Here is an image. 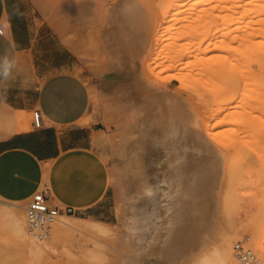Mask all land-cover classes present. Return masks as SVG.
<instances>
[{
  "label": "rangeland",
  "instance_id": "1",
  "mask_svg": "<svg viewBox=\"0 0 264 264\" xmlns=\"http://www.w3.org/2000/svg\"><path fill=\"white\" fill-rule=\"evenodd\" d=\"M77 1L35 0L41 28L44 31L57 34L91 72V100L83 124L92 130L94 151L107 167L109 182L113 187V194L117 203L118 220L114 224L105 225L77 219L71 215H63L60 219L63 217L71 219L74 224L84 226L88 230L87 233H64L61 239L57 240L55 251L47 250L42 256H33L24 248L23 242L19 239L17 228V224H20L21 221L25 220L24 224L26 225V206L28 202L12 203L0 198V264H204L201 262L202 257H205V255L211 263L216 264L219 261L218 257H220L223 241L226 238L232 240L231 264H233L234 245L245 237L250 238L251 248L264 261V243L262 241L264 236V157L258 155L264 153L260 151L264 149L262 147L264 145V124L263 127H261V124V128L252 125L255 128L252 127V130L260 139H263V144L259 138L255 139L256 136L254 137L251 134H254L251 130L250 136L254 137H252L253 143L248 142L246 139L247 145L245 143L232 148L224 147V149L222 146L216 145L213 140L211 141V147L219 155V159L214 179L210 175L207 179L208 182H212L213 191L210 202L207 204L208 209L205 212L203 211L201 215L200 235L197 239V245L195 243L183 255H178L176 252L170 253L169 260L164 259V261L161 259V254H157L156 251L148 252L149 241H152L153 233L158 231L161 234H155L154 243L151 242L154 245L155 242H161L164 239L163 235L167 233L168 221L165 213L169 203H172L168 198H165V193L168 190L165 183L168 168L159 149L151 145L150 142L148 144L146 138L142 137L143 128L146 124L142 108L144 104H137L130 100L129 87L131 85L128 83V80L132 77L130 66L126 61L121 66L119 58L113 55L110 45L104 37V32L109 25L105 18L109 9L119 8V2L127 3L130 17L134 14L135 18L139 19L140 27L144 31H148L152 37L151 40L155 45L153 46L155 49L158 43L159 46L156 52L161 50L163 53V55H160L161 52L158 51L161 58L159 56L155 58V52H153L152 60L146 61L144 65L146 68H143L144 73L146 76L152 75L155 73L151 69L153 66L150 67L153 58L160 59V63L166 61L167 63L161 64L162 67L168 64L169 59L167 57L169 53L167 51L170 48L172 49L170 46L172 42L178 43L179 39L182 44L185 41H192L191 44L185 45L187 47L193 45L196 48V43L201 42L207 36L213 39L212 35H214V40H220L225 33L224 31L229 28L228 24L232 23L228 20L233 17L242 19V14L239 13L243 12L241 9L243 8L242 5L245 4V0H228L229 2H225V0H222V2L220 0H107L106 3L103 0H96V18L90 21L82 20L81 17L85 14L79 10L77 4L88 3L91 16H94L93 3L88 0L78 3ZM234 4L241 7L237 8ZM203 9L207 12L205 15ZM230 11L234 14H230ZM210 13H214L212 14L214 16H211L213 19L209 18ZM228 14L233 17H228ZM88 15L90 16V13ZM224 16L228 20H225ZM179 18H182L181 21ZM193 18L194 20L196 18L198 22L200 21V24L195 21L190 22ZM208 18L216 24L211 23ZM234 18L235 23L238 24L241 21L239 23L244 24L243 20L238 19L236 22V18ZM201 21L205 24L203 25ZM224 21H228V23L225 24ZM185 23L186 25L191 23V27H189L190 25H184ZM221 23L225 29H223ZM235 23L233 22L232 25L236 26ZM194 24L195 27L192 26ZM243 24L238 26H241L242 29ZM197 25L200 29L203 28L201 31L204 32V35L208 34L205 35L204 39H202L203 32L198 31L199 34H197ZM206 25H208V28ZM178 26H182V28ZM203 26H206V30ZM234 26L232 27L236 28ZM208 29L209 31H207ZM242 30L239 32H242ZM177 31L186 34L187 37L183 36V33L180 36L186 38V40L183 38V41L182 38H178L181 33L178 35ZM219 34H222L221 38ZM175 35H178L176 41L173 40ZM200 35L202 36L199 38ZM169 37H173L172 41ZM193 37L197 38L193 39ZM226 37L227 35L222 39L227 40ZM215 54L221 55V57L225 56L224 51H215L213 55ZM155 59L154 65L157 62ZM191 59L193 63L191 62L192 65L189 66L187 63L191 64L189 63ZM194 59V57H185L184 64L181 67L193 68ZM217 62L220 61L217 60ZM158 63L159 61L155 67ZM159 66L156 67V71L159 70L158 72L161 74L158 72L157 74L161 76L156 78L157 80L164 77L166 78H163L165 82L168 80L167 77L174 76L173 71L165 70L167 68L164 69L166 72H160L162 67L159 68ZM171 72H173V75H171ZM240 72L237 68L235 75L241 76ZM157 74L155 73L153 76L157 77ZM172 86L171 89L175 94L177 91L178 93L184 92L185 97H188L185 102L191 117L201 129V134L208 138L206 120L209 117L206 118L205 115L198 112L199 109L196 104L198 102L202 103L198 95L192 94V96V91L185 88L183 91L179 82ZM178 86L181 88L180 90H178ZM233 128L235 127L233 126ZM251 137H248V140H251ZM256 142L257 145L254 144ZM258 143H261L262 146H259ZM251 144H254V149ZM236 149L240 152V157L231 161L227 153ZM259 151L261 153H257ZM24 224L23 226L27 230V225ZM95 224L101 225L105 231L95 230ZM51 236L48 241H50ZM162 236L163 238H161ZM137 248L141 249L143 254L139 258L136 255Z\"/></svg>",
  "mask_w": 264,
  "mask_h": 264
},
{
  "label": "bare ground",
  "instance_id": "2",
  "mask_svg": "<svg viewBox=\"0 0 264 264\" xmlns=\"http://www.w3.org/2000/svg\"><path fill=\"white\" fill-rule=\"evenodd\" d=\"M220 1L222 2V0ZM225 2L229 1L225 0ZM244 3L245 4L242 5L243 8L241 9L244 13H239L242 14V19H240V17H235L236 22L238 19L244 21V24L242 23L243 30L241 29V26H238L242 25L240 24L241 21L237 24L233 21V16H229L228 14V17H233L230 20L224 16V18H226L225 20L236 24V26L232 25V23H229V26L225 25L229 27L227 28L228 31L226 29V31H224L225 33H222L223 36L222 34H219L220 38L221 36L223 38L227 35V40L225 38L214 40V35H212V39L207 36L208 34H205L208 37L207 38L204 35V32L201 31L203 28L200 29L198 27L200 21H196L197 17L195 20L194 18L190 20V22L195 21L199 23L196 28L197 34H199L198 31L203 32L202 39H204V37L206 38L201 40V42L199 41V44L196 43V48L193 45L187 47L192 41H185L187 42L183 43L184 45L187 44L185 46L182 42H179L180 39L178 43L172 42L171 45L169 43L172 49L170 48V50L167 51L169 53H167L169 62L167 65L165 64L166 66L163 65L164 68L161 64H164L166 61L160 63V59H155L156 56L161 58L160 55H163L161 50H158L161 52L160 55H158V51L156 52L157 47L159 46L158 43L156 44L157 47L155 49V47H153L155 45H153L151 40L152 37L148 31H144L143 28L140 27L139 19L135 18L134 14L130 17L129 5H127V3L119 2L120 7L117 9L116 7L110 8L105 16L107 22H109V25L104 32L106 42L110 45L113 55H115L116 58H119L121 66L124 65L126 61L131 69L132 77L128 80V83L131 85L129 87L130 100H133L137 104H144L142 108L146 124L143 128L142 137L146 138L148 144L150 142L151 145L159 149L162 156L165 158L168 168L167 176L165 178L168 190L165 193V198H168L172 203H169L165 213L166 220L168 221L167 233L163 235L164 239L161 242H155L154 245L151 244V242L154 243L155 234H160L158 231L154 232L152 241H149L150 247L148 249V252L154 250L157 254H161L160 256L163 261L164 259L169 260L170 253L176 252L178 255H183L186 251L190 250L195 243L197 245V239H199L198 237L200 235L201 215L203 214V211L205 212L208 209L207 204L210 202L211 193L213 191V184L212 182H208L207 179L209 175L211 178L216 175V167L219 159V155L214 148L211 147V141L213 140L216 145L219 147L222 146L223 148L237 147L245 143L247 145L250 141L253 143V136H256V140L259 138L255 131L252 130V125L260 127L262 124L261 127H263L264 124V0H245ZM77 5H79V10L85 15L90 13L91 16L90 5L88 3L82 2ZM234 6L237 7L235 4ZM190 8L192 9V7ZM210 8L212 7L210 6ZM232 11H230V14L233 15L234 12L231 13ZM204 12L205 15L207 12L205 10ZM212 14L210 13V19L214 16H212ZM181 19L179 18L180 21ZM202 21L201 23L204 25L205 23ZM228 21H224L225 24H227ZM184 25H186V23ZM189 25L186 26L191 27V23ZM182 26L178 27L182 28ZM192 26L195 27L196 25L194 24ZM206 26L208 28V25ZM206 26H203L205 27V30ZM232 26L236 28H233ZM223 29H225L224 26ZM239 29L242 30V32H239ZM207 31H209V29ZM177 33L178 35L181 33L177 36L178 38H182L180 36L183 32L177 31ZM177 36H174L176 38L173 39L174 41L178 40ZM183 36L187 37L184 33ZM201 36L202 35L198 37L200 38ZM172 38L173 37H169L171 41ZM194 38L196 39L197 37H193V39ZM184 39L186 40V38ZM215 51H224L225 56L221 57V55L218 54L213 55ZM153 52H155V55ZM170 54H172V56H170ZM153 55L155 56L153 62L154 59L157 62L159 61V68H163H160V72L164 71L165 68H167L165 69L167 71L174 72H171V75L174 74V76H171V78L167 77L169 81L166 80L164 82L163 80L166 79L164 77V79L161 77L159 80L156 79L161 76L159 75L161 74L158 72L159 70L156 71L158 65L156 67L155 65L157 62L155 65L151 62L150 67L153 66L151 69H153V72L156 74L158 72V76L156 75L157 77H154L153 74L155 75V73L152 75L149 74L148 76L145 75L143 69L145 67L144 65L146 61H149L151 57H153ZM169 56L172 59H170ZM185 57L195 58L193 68L181 67L184 64L183 60ZM191 60L188 62L193 63V60ZM217 60L220 62H217ZM119 61H117V63H119ZM192 63H187V65L191 66ZM237 68L241 71V76L235 75V70L237 71ZM177 82L181 84L183 91L184 88L189 91L191 90V95L197 94L199 100L202 102H198L196 105H198V112L205 115L206 118L209 117L206 120L208 138L201 134V129H199V126L196 125V122L191 117L185 102V99L188 98L185 97V93H178L177 91L176 95L172 91V85ZM181 88L179 87L178 90ZM233 126L235 128H233ZM250 130L253 131L254 134L251 133ZM250 133L253 135L252 137L250 136ZM248 137H251V140H248ZM246 139L248 142H246ZM259 140L263 144V139L259 138ZM257 142L254 144L257 145ZM254 144H251L253 149ZM262 144L258 143L259 146H262ZM262 147H264V145ZM262 147L260 148L263 149ZM263 150L260 151L263 153ZM260 151L257 153H261ZM227 155L230 157L231 161H234L239 159L240 152L238 149L233 151L230 150ZM258 155L259 157H264V153ZM16 220L18 221L19 219L17 218ZM24 221L17 224L19 239L23 242L22 244L24 248L33 256H42L47 250L55 251V249H57L56 242L61 239L64 233H87L88 231L84 226L74 224L71 219L63 217L62 219H59L57 224H55L50 241L46 244H39L28 236L27 230H25L26 228L23 226ZM94 227L97 231H105L101 225L95 224ZM163 236L161 238H163ZM231 241V238L224 239L219 254L220 257H218L219 261L216 264H231ZM262 241L264 243V236ZM136 255L138 258L140 255H143L142 250L137 248ZM201 263L213 264L209 261L206 255L205 257H202Z\"/></svg>",
  "mask_w": 264,
  "mask_h": 264
},
{
  "label": "crops",
  "instance_id": "3",
  "mask_svg": "<svg viewBox=\"0 0 264 264\" xmlns=\"http://www.w3.org/2000/svg\"><path fill=\"white\" fill-rule=\"evenodd\" d=\"M88 1L95 15H81L83 21L96 18V0ZM37 9L35 0H0V198L28 202L45 189L53 205L73 209L71 216L114 224L109 173L83 124L91 72L57 34L41 28ZM34 111L43 116L41 128Z\"/></svg>",
  "mask_w": 264,
  "mask_h": 264
},
{
  "label": "built area",
  "instance_id": "4",
  "mask_svg": "<svg viewBox=\"0 0 264 264\" xmlns=\"http://www.w3.org/2000/svg\"><path fill=\"white\" fill-rule=\"evenodd\" d=\"M5 33L3 24H0V34ZM33 121L36 128L43 126V116L40 111L33 112ZM73 214L70 207L61 209L50 202L45 189L34 193L26 206L27 234L40 244L48 242L52 229L62 215ZM234 264H264V261L250 246V238L245 237L234 245Z\"/></svg>",
  "mask_w": 264,
  "mask_h": 264
},
{
  "label": "clouds",
  "instance_id": "5",
  "mask_svg": "<svg viewBox=\"0 0 264 264\" xmlns=\"http://www.w3.org/2000/svg\"><path fill=\"white\" fill-rule=\"evenodd\" d=\"M10 65H6L4 66V74L7 75L8 71H9Z\"/></svg>",
  "mask_w": 264,
  "mask_h": 264
}]
</instances>
